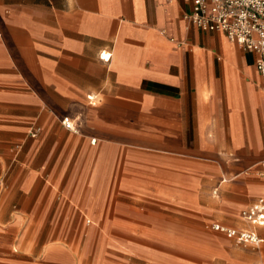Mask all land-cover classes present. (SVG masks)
Returning a JSON list of instances; mask_svg holds the SVG:
<instances>
[{
    "label": "crops",
    "instance_id": "1",
    "mask_svg": "<svg viewBox=\"0 0 264 264\" xmlns=\"http://www.w3.org/2000/svg\"><path fill=\"white\" fill-rule=\"evenodd\" d=\"M192 9L0 0V264H262L264 76Z\"/></svg>",
    "mask_w": 264,
    "mask_h": 264
},
{
    "label": "built area",
    "instance_id": "2",
    "mask_svg": "<svg viewBox=\"0 0 264 264\" xmlns=\"http://www.w3.org/2000/svg\"><path fill=\"white\" fill-rule=\"evenodd\" d=\"M185 18L201 30L224 33L244 50L256 53V68L264 76V0H193V9ZM89 99L93 100L91 96ZM63 122L67 129L79 131L69 118ZM38 132L39 129L32 132V136H37ZM242 218L264 226V198L245 209ZM212 229L244 244L258 246L262 243L258 234L247 229H235L220 223L213 224Z\"/></svg>",
    "mask_w": 264,
    "mask_h": 264
},
{
    "label": "rangeland",
    "instance_id": "3",
    "mask_svg": "<svg viewBox=\"0 0 264 264\" xmlns=\"http://www.w3.org/2000/svg\"><path fill=\"white\" fill-rule=\"evenodd\" d=\"M211 227H212L211 224H209V228L208 229H205V230L206 231H209V230H211ZM217 235L220 236L221 234L217 233ZM221 237H223V236H221ZM184 257L188 261H190V263H192V264H211V262H207V260H204V259H201L200 257H198L196 255V253H194V252H188L187 254L184 255ZM214 264H222V263H221V261L218 260Z\"/></svg>",
    "mask_w": 264,
    "mask_h": 264
}]
</instances>
